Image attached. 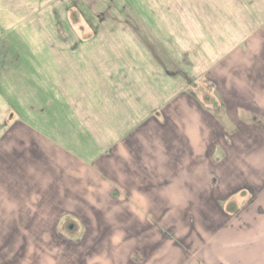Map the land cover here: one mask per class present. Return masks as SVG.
Here are the masks:
<instances>
[{
	"label": "crops",
	"instance_id": "0c3cea01",
	"mask_svg": "<svg viewBox=\"0 0 264 264\" xmlns=\"http://www.w3.org/2000/svg\"><path fill=\"white\" fill-rule=\"evenodd\" d=\"M263 1L257 3L262 6L259 9L257 4L250 9L255 17L252 27L227 17L205 25L209 30L213 26L210 35L221 33L234 40L220 54L226 59L222 67L209 70L216 97L225 104H240L238 110L257 104L262 117L264 80L261 91L252 89L251 83L241 87V81L239 89L227 88L231 83L228 60L241 50H245L242 55H255L252 39L244 47L240 43L251 33L264 31ZM194 8L201 14L200 7ZM232 29L238 34H231ZM130 41L132 48L128 44L129 49H123L126 45L114 38H95L85 54L51 52L36 59L44 71L45 66L54 70L45 72L48 84L81 132L74 134L69 122L63 128L57 124L53 132L21 119L4 122L0 131V264H26L21 255L25 247H36L33 239L62 236L56 226L52 233L50 226L63 217L81 224L83 244L98 239L91 246L95 264H169L164 262L165 248L180 254L187 251L179 234L164 236L170 228L164 214L172 215L170 211L178 205L186 209L173 214L172 224L177 227L205 201L223 216L221 204L238 188L228 169L236 155L232 145L243 137L223 129L226 124L194 98L192 104L183 102L185 113L193 116L175 117L173 111L185 92L173 89L160 71L154 73L142 44ZM177 51L200 53L192 46H177ZM253 70L252 77H264L261 69ZM79 140V145L74 144ZM243 161L247 167L254 164L249 157ZM243 161L240 168L244 170ZM219 189L225 192L217 193ZM216 193L222 194L219 201ZM169 243L172 246L167 247ZM14 255L17 261L10 259Z\"/></svg>",
	"mask_w": 264,
	"mask_h": 264
},
{
	"label": "rangeland",
	"instance_id": "374dc122",
	"mask_svg": "<svg viewBox=\"0 0 264 264\" xmlns=\"http://www.w3.org/2000/svg\"><path fill=\"white\" fill-rule=\"evenodd\" d=\"M261 1L0 0V131L4 122L12 124L21 119L35 122L36 126L51 132L69 122L74 134L80 133L78 123L69 119L70 114L60 102L62 100L57 101L48 84L46 73L53 74L54 70L49 71L45 66L44 71L36 59L51 52L85 54V49L90 48L87 44L95 38H114L126 45L123 49H129L128 44L132 48L130 40L137 39L148 55L152 71H160L165 81L172 83L173 89L185 92L184 98H179L177 103L183 112L178 106L173 111L175 117H192V112L185 113L183 102L186 99L192 104L194 98L215 119L226 124L223 129L243 137L232 145L236 155L228 169H232L238 188L232 189L230 197L221 204L223 216L205 201L195 207L197 213L177 227L172 224L176 219L173 214L178 210L186 212V209L178 205L170 211L172 215L164 214V223L170 221L164 236L179 234L181 246L187 251L180 254L170 251L174 248H165L168 253L164 255V262L264 264V117L259 116L257 104L238 110L236 106L240 104H225L216 97L214 78L209 76V70L222 67L219 65L226 59L221 55L234 40L221 33L212 36L209 33H214L213 26L210 27L212 31L205 27L210 22L223 21L225 17L236 24L245 21L252 27L255 17L250 9ZM194 7H200L201 14L194 11L197 9ZM255 7L262 6L257 4ZM262 26L264 28V24ZM231 34L238 32L232 29ZM249 39H252L251 50L255 55H242L245 50L238 46L237 51H241L236 53L237 57L228 60L231 65L229 91L239 89L240 81L241 87L251 83L252 89H262L260 83L264 77L251 75H256L253 69L264 71V31L236 41H241L240 45L244 47ZM177 46L198 47L200 53L191 51L183 55L178 53ZM180 95L178 93L176 97ZM74 144L79 145L80 140ZM240 155L246 161L249 157L254 164L247 167ZM240 160L246 169L240 168ZM221 191L216 192H225ZM216 197L219 201L222 194ZM53 225L50 226L52 233L56 226L63 237L33 239L36 247H25L26 252L21 254L26 264H95L92 260L95 250L91 246L98 239H89L83 244L81 224L72 218L63 217L61 222ZM65 235L68 241H65ZM155 246L157 244L152 245L153 250ZM170 246L171 243L167 245ZM173 253L176 258H172ZM10 259L18 260L15 255Z\"/></svg>",
	"mask_w": 264,
	"mask_h": 264
},
{
	"label": "flooded vegetation",
	"instance_id": "af4514ba",
	"mask_svg": "<svg viewBox=\"0 0 264 264\" xmlns=\"http://www.w3.org/2000/svg\"><path fill=\"white\" fill-rule=\"evenodd\" d=\"M90 9H91V7H90Z\"/></svg>",
	"mask_w": 264,
	"mask_h": 264
}]
</instances>
